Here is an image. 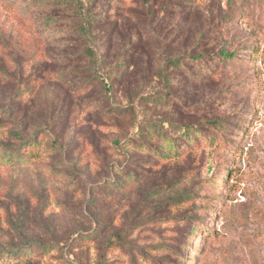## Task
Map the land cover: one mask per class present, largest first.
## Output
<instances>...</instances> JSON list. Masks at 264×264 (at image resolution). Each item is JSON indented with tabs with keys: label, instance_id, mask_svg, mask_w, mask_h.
<instances>
[{
	"label": "rangeland",
	"instance_id": "rangeland-1",
	"mask_svg": "<svg viewBox=\"0 0 264 264\" xmlns=\"http://www.w3.org/2000/svg\"><path fill=\"white\" fill-rule=\"evenodd\" d=\"M92 1L0 0V264H264V0Z\"/></svg>",
	"mask_w": 264,
	"mask_h": 264
},
{
	"label": "trees",
	"instance_id": "trees-1",
	"mask_svg": "<svg viewBox=\"0 0 264 264\" xmlns=\"http://www.w3.org/2000/svg\"><path fill=\"white\" fill-rule=\"evenodd\" d=\"M76 4L78 5V13L75 18V24L71 27L72 32H76V38L78 41L82 44V51L80 55L82 57H86L90 59L92 64L95 63L96 60H99V56L96 53L97 51V33L98 32H104L101 27V18L94 13L93 10H90V7L94 1L92 0H75ZM91 5L89 6V4ZM187 9V7L185 8ZM129 15L130 12H126ZM173 13H170L172 15ZM116 28V27H115ZM209 42H207L208 44ZM207 44L205 42H201V50H203L206 54L209 53L212 56H221L222 58L227 57V50L225 49V46H219L212 52V49L207 47ZM219 45V44H217ZM135 51V50H134ZM218 53V54H211V53ZM136 52H133L132 55H130V59H133L132 56H134ZM188 54V55H169L168 53H165V67L174 70H180L184 69L186 70L187 74L192 78L202 79L205 77H202L206 71H208L207 66L209 65L208 61L204 60V56L206 54ZM188 64L191 67H183L184 65ZM99 65V64H98ZM97 68V67H95ZM94 68V69H95ZM93 69V70H94ZM94 73L97 74L96 70H94ZM97 76V75H96ZM62 78V77H61ZM186 129V128H185ZM185 133V138L187 143H191L194 141L195 137H199L200 133H198L197 130L191 131L189 128H187ZM203 140H207L206 136H202ZM212 142V141H211ZM210 144V142H208ZM0 153H2L5 156H16L19 158L18 153L12 149L0 148ZM192 194L186 192L185 196L183 197V201H188L191 199ZM123 236H117L116 240H122ZM34 246V251H40L42 252L44 250V246L42 244L36 243H29L28 242V249H31V246ZM32 250V249H31Z\"/></svg>",
	"mask_w": 264,
	"mask_h": 264
}]
</instances>
